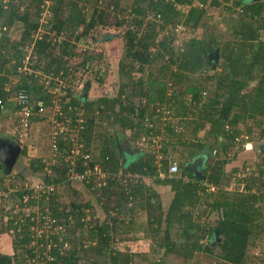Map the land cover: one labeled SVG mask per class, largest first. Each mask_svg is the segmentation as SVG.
I'll return each instance as SVG.
<instances>
[{
  "label": "trees",
  "instance_id": "16d2710c",
  "mask_svg": "<svg viewBox=\"0 0 264 264\" xmlns=\"http://www.w3.org/2000/svg\"><path fill=\"white\" fill-rule=\"evenodd\" d=\"M49 1L51 16L42 19L45 0H0V99L7 109L15 110L10 98L22 89L35 102H44L45 116L51 114L54 107L53 91L46 89L41 77H12L18 74V68L28 56L25 47H32V55L37 57L33 69L44 72L57 86L58 76L63 73L60 78L66 79L72 74L66 66L75 56L76 47L71 41L87 37L97 25L129 23L142 27L148 14H153L155 22L148 21V30L142 36L134 28L127 29L124 55L118 65L121 84L115 97L91 100L82 94L75 95L71 86L56 115L64 125L75 130L79 119L76 114L82 113L83 128L79 133L68 131L61 135L57 153L66 166V157L74 144L71 137L77 135V145L83 144L79 161L89 164L81 166L80 172L99 165L107 174L96 190H92L94 183L85 187L87 191H95L105 216L87 220L86 209H94L92 203L80 199L84 191L79 190L77 184L66 182L65 168L58 164L52 168L54 177L48 179V183L57 185L56 191L38 202L41 208L48 206L49 215L66 227L65 236L52 238L57 244L51 252L55 259L33 261L36 258L32 246L33 223L29 219L22 222L12 214L14 207L3 204L0 205V235L10 236L12 252H0V264H214L215 261L218 264H264V258L257 263V258L248 254L250 246H255L256 239L264 234V169L259 166L258 176L241 179L243 181L238 182L241 192L228 193L221 187V184H230L226 167L233 150L236 146L244 148L252 141L253 129L248 123L252 121L259 126L260 135L264 137V40L261 36L264 0H235L233 7L228 6L227 10H238L241 16L239 25L230 27L233 36L230 40L223 42L216 34L205 32L202 36L189 37L185 43L177 45V50L169 37L158 40L160 31L172 25L174 29L179 27L184 36L187 27L194 32L210 29L208 9L210 5L219 7V0H212L209 5L208 0H134L128 10L132 20L118 14L120 19L117 17L118 21L111 23L106 9H95L88 16L86 6L104 2L108 3L107 8L112 5L118 9L119 0ZM43 26L48 30L39 36ZM80 28L83 31L78 33ZM20 30V37L12 39ZM63 35L67 37L59 45V52H55L61 41L57 38ZM217 49L222 61L216 68L209 56ZM156 63L159 64L156 73L147 70ZM14 79L19 82L16 86H12ZM210 83L214 89L208 90ZM7 86L12 87L10 93L6 92ZM169 86L175 89L173 93L168 92ZM65 100L68 103H64ZM163 108L179 119L177 126L167 123L163 130L155 126L162 120ZM0 115H4V111L0 110ZM39 118L34 122L40 121ZM128 131L134 139L162 133L167 137L162 143L164 157L160 167L166 175L170 174L168 170L173 164L169 159L172 148L180 145L186 150V160L178 162V173L158 181L171 186L175 194L168 208L157 201L150 186L142 183L143 177L159 174L156 153L129 155L128 159H134L123 163L120 141ZM27 153L24 147L22 154L28 157ZM199 154L207 160L205 182L188 169V161ZM86 155L90 157L85 159ZM28 163L36 176L46 174L47 165L43 161L29 158ZM5 173L8 170L0 161V191L17 187L20 190L15 196L22 199V188L28 177L24 179L17 174L11 177ZM8 177L10 182L4 185ZM185 177L190 180L184 181ZM210 186L218 189L208 193ZM35 204L37 202L32 200L31 205ZM213 213L217 215L214 224L202 222ZM6 216L9 221L4 224ZM139 239L146 240L147 251H133L132 245ZM201 254L206 255L207 260Z\"/></svg>",
  "mask_w": 264,
  "mask_h": 264
},
{
  "label": "rangeland",
  "instance_id": "374dc122",
  "mask_svg": "<svg viewBox=\"0 0 264 264\" xmlns=\"http://www.w3.org/2000/svg\"><path fill=\"white\" fill-rule=\"evenodd\" d=\"M134 0H119V6L118 9H115L111 6L107 8L108 3H99L97 5H91L88 4L86 6V14L88 16H91L96 9L97 11L101 10H107L106 12L109 14V22L111 21H118V14L119 16H122L124 19H129L130 21L132 18H129V9H131L132 4ZM212 0H208L207 5L211 3ZM221 5L219 7H213L210 5L208 9V24L210 26V29H200L198 32H194L190 27L186 28L185 35L181 34L179 31L174 29V26L170 25L166 27L164 30L162 29L160 31V34L158 35V40L160 41L163 37H169V39L172 40L171 45L177 50V45L181 43H185L186 40L189 39V37H193L196 35H201L205 32H210L212 34H216L217 37L222 39V41L230 40L233 36L230 33V27H233L236 25H239L240 21L239 18L241 17L239 15L238 10H234L233 12H230L227 10L228 6L233 7V3H235V0H219ZM197 4V3H196ZM85 4H82L83 6ZM198 5V4H197ZM51 6V1L45 0V6L42 7L41 10V16L43 18H49L51 15L49 14ZM189 10V7L187 8ZM187 10V11H188ZM47 13V14H46ZM108 14L104 15V19L107 21ZM118 17V18H117ZM120 19V18H119ZM47 19H44V23H46ZM153 21L154 16L153 14H148V17L146 18L145 25L142 27L135 26L133 24H124L123 26H116L112 24H103V25H97L95 28H93L87 37H83L80 41L75 42L74 40L71 41V44L75 45V56L71 59H69L66 62V66L69 67L72 74H69L66 79L63 80V78L55 79V81L58 83L57 86L52 84L51 77H48V81L45 82L44 75L42 71L40 70H34L33 67L31 69L34 70V72L30 73L28 71L24 72H18L17 75H13V78H26V77H41V81L45 84V86H48L49 91H53L54 96V107L52 108L51 114L48 116H44L39 118L40 121H35L31 129L28 131L29 138L24 139V143L27 146L28 153L27 155L31 156L32 159L35 160H41L43 163H46L50 161V158L52 157V144H51V137L52 133L54 131H58L61 126L63 127L61 121L57 119L58 114L61 111V102L63 100V97H66L67 95V86L69 85V80L74 81L71 82L70 86H73V90H75V95L81 96L82 89H84V84L86 82H90V88L88 90L87 96L89 99H97L102 96H107L110 98L115 97L118 94L119 88H120V78L118 73L119 68V61L124 55V45L125 43V33L128 28H134L135 30L139 31V36H142L145 32L148 30V21ZM155 22V21H153ZM158 24H161L160 20L156 21ZM48 28L42 27V31L40 32V35H43L46 33ZM83 31V29H79L78 33ZM14 33V32H13ZM21 30L18 34H13L11 36L12 39H17L20 37ZM180 33V34H179ZM12 34V33H11ZM261 36L264 40V31L261 32ZM51 37L54 38L53 41H56L55 33L51 34ZM67 37V35H63L62 38L59 37L57 40H61L56 48L55 52H59L60 47L59 45L64 41V38ZM221 50V48H220ZM154 51V49H152ZM26 55H30L31 59L30 62L34 65H36V59L37 57L32 55V47L26 49L25 51ZM213 55V53L211 54ZM221 59L219 58L218 62L216 63L215 67L221 66ZM14 63V59L12 61ZM159 62H162L160 60ZM165 62V61H164ZM163 62V63H164ZM85 64V66H84ZM157 66H159L158 63L155 64V66L150 67L151 69L147 68V70H153L155 73L157 72ZM140 74L138 73L137 76ZM55 77V76H54ZM53 78V76H52ZM55 86V87H54ZM254 86V85H253ZM64 87H66V92H64ZM208 90L214 89L213 83H210L207 85ZM175 89L172 86H169V93H173ZM178 94V93H177ZM83 95V94H82ZM64 103H68V100L63 101ZM162 112V120L157 123V127H160V129H164L167 123L175 124L177 126V123L179 122V119H175L172 117L171 113H168L165 108H163ZM57 115V116H56ZM79 116V119H81V111H78L77 114ZM3 115H0L2 117ZM9 124L12 125V130H10V126L7 129V133H12L11 136H14L16 133V129L13 125H17L19 123L18 118L16 117L15 113L12 111V113L9 115ZM7 118V119H8ZM77 120V121H78ZM2 120L0 119V123ZM57 122V124H56ZM78 124V122H77ZM59 125V126H58ZM248 125L253 129V133L251 134V140L249 143H246L244 148L241 146H236V148L231 153V156L229 157L231 159L230 163L227 165V176L230 177V184H221V187H223L222 190L227 191L228 193L233 192H241L242 187L239 186L238 182L243 181L241 179L246 180L247 178L256 177L259 175V169H264V137L260 135V128L259 126H256L253 124L252 121L248 123ZM181 127L180 125H178ZM118 129V127H116ZM2 131V123L0 124V132ZM3 132V131H2ZM118 132L121 134V131L118 130ZM123 135V134H121ZM1 136V135H0ZM4 136V135H3ZM248 138L247 136H245ZM131 138V139H130ZM154 138V137H152ZM152 138L145 137L143 140H136L133 138L132 133L130 131L126 132V136L121 141L129 140L132 142V144L136 147H142L146 148L145 146L152 143ZM13 137L11 138V140ZM3 141V140H2ZM120 141V142H121ZM125 141L123 142L125 145ZM121 142V143H122ZM128 142V141H127ZM137 143V144H136ZM255 145H262L263 150L261 155L259 156L256 149H254ZM22 146V145H21ZM126 146V145H125ZM23 148V146H22ZM253 149V150H252ZM33 153V154H32ZM131 153H128L127 156L130 157ZM61 155L58 153V161H56L59 165H61L62 168H65V165L63 166L62 161H60ZM210 163L212 161H209ZM260 163V164H259ZM29 164L28 161H26V165ZM260 166V168H259ZM18 165H16L13 168V175H20L19 173L22 172L21 170H18ZM25 169H28V166ZM8 174V173H7ZM5 173V175H7ZM40 176H33L28 178L29 183L34 182H41L46 179V174L40 173ZM11 177H13L11 174H9ZM8 175V176H9ZM24 175V174H23ZM5 184H8L10 182V178L8 177L5 181ZM245 183V182H244ZM227 186V187H226ZM82 189V188H81ZM84 189V188H83ZM218 189L215 187V190ZM85 191V189H84ZM63 192V190H62ZM80 199L83 202H91L94 209H89L87 211V220L91 221L93 219H96L97 216L103 218L105 216L104 212L100 215V211H102V206L97 201L98 197L95 194V191L88 190L85 191L83 195H81ZM8 205H10L15 199H13L12 196L8 198L7 200H3ZM1 205V204H0ZM217 215L216 213H213V215L204 217L203 221L204 223L211 221L212 224H214L215 219ZM9 221L6 217L4 218V224L5 222ZM1 226V225H0ZM10 236L8 234H4L3 236L0 235V251L3 252H12V250L9 248L11 247V241ZM220 239V238H219ZM257 242H255V246H250L248 254L254 256L257 258V263H261L262 259L264 258V234L263 236L258 239H256ZM216 246L215 244H212ZM133 251L135 252H144L148 250V246H146V240L139 239L136 245H132ZM204 255V254H201ZM207 256L204 255L203 259L207 260ZM218 264V262L215 261L214 264ZM146 264V263H145ZM166 264H171V262H167ZM176 264H179V262H176Z\"/></svg>",
  "mask_w": 264,
  "mask_h": 264
},
{
  "label": "built area",
  "instance_id": "2783aa9c",
  "mask_svg": "<svg viewBox=\"0 0 264 264\" xmlns=\"http://www.w3.org/2000/svg\"><path fill=\"white\" fill-rule=\"evenodd\" d=\"M4 2H7L8 0H3ZM47 14V13H46ZM176 30L179 31L180 28L176 27ZM30 55H28L24 61L23 66L19 67L20 72L28 71L30 73L34 72L31 67H33V64L30 62ZM44 80L45 82L48 81V76H46L44 73ZM64 80V79H63ZM69 85L67 86V89L71 87V82L69 80ZM12 86H16L19 84L18 80L15 79L12 82ZM47 83V82H46ZM73 83V82H72ZM48 90V86H45ZM66 90V87H64V92ZM12 91L11 86L6 87V92L10 93ZM10 101L14 102V108L12 111L15 113L16 117L18 118L19 123L17 124V129L15 133V137L18 139L19 143H24V139L29 138L28 131L31 129L32 124L34 123V119L36 117H43L45 116V105L44 102H35L32 98V96L24 89H22L20 92L16 93L12 98H10ZM7 108L5 106V103L2 99H0V110L5 111ZM82 116V113H81ZM69 122V120H68ZM83 122L84 119L81 117L80 120H78V124L76 125L75 130L70 128V125H63L61 128L58 129V131H54L52 133L51 137V144H52V157L50 158V161L47 162V168H46V179L41 182H34L29 183L28 181L24 184L22 191H24V195L22 199H18L16 195V192L19 191L17 187L10 189L7 192L0 191V204L5 206H8L6 202L3 200H7L10 198V196L16 197L15 201H13L10 205L14 207L12 209V214L18 216L21 218L22 222H25L26 219H29L33 225H31V232H32V246L35 247V253L36 258L33 259V261H48V260H54V255L51 254L52 249L57 246L56 243L52 242V238L55 235L58 236H65L67 234L66 227L62 224H59L56 218H53L49 215V209L48 206H44V208H41L38 205V202L42 198H48V195L51 193H54L57 189V185L53 183H48V179L54 177V172L52 171V168L57 166L58 163V147L57 142L59 140V137L61 135H64L68 131H72L75 133H79V130L83 128ZM63 123V122H62ZM57 124V122H56ZM79 125V126H78ZM59 126V125H58ZM71 140L73 141V148L71 150V153L67 155L66 157V166H65V175H66V182L74 183V184H83L88 185L91 183H94L92 190H96L95 187L99 184V178L104 179L107 177V174L104 173L99 166H95L94 169L87 168L80 172L79 168L81 166L87 167L89 164L87 161H79L80 158L79 155L81 154L80 149L83 147V144L77 145V135H74L71 137ZM156 145L159 144L158 139L155 138L153 141ZM90 156L86 155L85 159H88ZM179 171L178 164L173 163L169 168L170 174H176ZM97 183V184H95ZM215 190V187H212V191ZM34 200L37 202L34 206L31 205V201ZM7 219H9L8 216H6ZM68 247V244L65 245V248ZM64 248V247H63ZM43 250L41 253L40 251ZM60 252L63 253L64 249H60Z\"/></svg>",
  "mask_w": 264,
  "mask_h": 264
},
{
  "label": "crops",
  "instance_id": "0c3cea01",
  "mask_svg": "<svg viewBox=\"0 0 264 264\" xmlns=\"http://www.w3.org/2000/svg\"><path fill=\"white\" fill-rule=\"evenodd\" d=\"M15 80V79H14ZM12 113V109L11 110H8V109H6L5 111H4V115L2 116V117H0V119L2 120V131L0 132V141H2L3 140V142L4 143H7V144H9V145H15V144H20V145H22L23 146V148L24 147H27L25 144H23V143H19V141H18V139L15 137V136H11L12 135V133H10V134H8L7 133V129L9 128V126H10V130H12V125H10L9 124V118L8 117H10L9 115ZM8 118V119H7ZM0 123V124H1ZM14 126V128L15 129H17V125H13ZM4 135V136H3ZM13 137V139L11 140V138ZM145 137H147V136H144V137H142L141 139H136V140H143V138H145ZM152 137H154V138H152ZM152 138V143L151 144H148V145H146L145 147L146 148H142V147H136V146H134L133 144H132V142H130L129 140H127L128 142H129V144H130V150H131V155L132 156H134L135 154L136 155H140V154H142V153H144V152H147V151H149V152H152V153H156L155 154V157H156V163H157V165H158V171H159V174H158V176H155V175H153V177H143L142 178V183L144 184H146V185H148V186H150L151 187V190L155 193V195H156V197H157V201H161V203L163 204V206H164V208H168V206L170 205V203L172 202V200H173V198H174V192H173V190H172V188H171V186H168V185H163V184H159L158 183V181L159 180H164L165 178H166V176H169V177H172L173 175H171V174H169V175H166L167 173H165V172H163L162 170H161V162H162V159H163V157H164V155H163V152H162V143L164 142V141H167V137L166 136H164L163 135V133L162 134H160V135H157V136H151L150 137V139ZM155 138H157L158 139V142H159V144L158 145H156L153 141H154V139ZM7 141V142H6ZM126 141V142H127ZM137 144V143H136ZM246 146H247V144H246ZM23 151V150H22ZM33 154V153H32ZM128 153H126V155H127ZM202 155V154H201ZM29 158H31V156L29 155L28 156ZM27 156H25V155H23V154H21V158H19V160H18V163L16 164V165H18L19 167H18V170H21L22 172H20V175L22 176V178H24V177H28V178H30V177H33V176H36L35 174H33L32 172H31V169H30V167H29V164H27L26 165V161H29V158H28ZM200 157V154L199 155H196V156H194L193 158H192V160H190V161H188V163H191V162H193L196 158H199ZM134 159V157L132 158V159H128V156H127V162H130V161H132ZM169 159H170V163H177L178 165H179V161H182V162H184L185 160H186V150L184 151V149H183V147H181L180 145H177L176 147H174V148H172V152H170L169 153ZM206 160V159H205ZM126 162V163H127ZM172 165V164H171ZM170 165V166H171ZM24 166H28V169L26 170L25 168L26 167H24ZM97 166H99V165H97ZM100 167V166H99ZM101 169V168H100ZM168 172H169V170H168ZM203 172H204V177L205 178H203L202 179V182H205V180L207 179L206 177V169L204 170L203 169ZM105 173V172H104ZM24 174V175H23ZM111 174V173H110ZM193 174V173H192ZM41 174L40 173H37V176H40ZM112 176H115L114 174H111ZM194 175V174H193ZM127 176H129V175H127ZM195 176V175H194ZM116 177H118V176H116ZM121 176H119V178H120ZM135 177V176H134ZM196 177V176H195ZM99 178V181H102V179L100 178V177H98ZM25 179V178H24ZM190 179L188 178V177H185L184 178V181H189ZM77 188H79V190H83L84 191V189H85V191H87L86 190V186L85 185H83V184H77ZM211 188L209 189V191H208V193H211V192H213L212 191V187L213 186H210ZM82 188V189H81ZM84 188V189H83ZM84 191V192H85ZM83 192V193H84ZM151 195V194H150ZM155 199H153V201H154ZM103 210L102 211H100V215L101 214H103ZM142 211H139V218H142ZM3 236V235H2ZM8 240H10V239H8ZM0 252H2V253H6V252H3V251H0Z\"/></svg>",
  "mask_w": 264,
  "mask_h": 264
},
{
  "label": "water",
  "instance_id": "95a60500",
  "mask_svg": "<svg viewBox=\"0 0 264 264\" xmlns=\"http://www.w3.org/2000/svg\"><path fill=\"white\" fill-rule=\"evenodd\" d=\"M219 58L220 57H219V50L218 49L213 53V55L209 56V60L210 61L214 60L213 67H215V65L218 62ZM89 88H90V82H86L84 84V89H82V91H81L82 92L81 94L86 96L88 94ZM121 142H120L121 158L123 160V163H126V160H127L126 153H129V150L131 148H130L129 142L125 141V145H126L125 147L126 148H124V143L123 142L121 143ZM254 148L256 149L258 155L260 156L261 153H262V150H263V146L262 145H255ZM22 150H23V148H22V146L20 144L9 145V144L5 143L1 147V150H0V161L3 163L5 168H7L8 174L13 171V168L15 167V165L18 162V159H19V157H20V155L22 153ZM202 161H204V160L200 156L199 158H196L193 162L188 164V169L196 177H198L200 179L205 178L204 176H201L203 174V169H202V164H201ZM13 199H16V197L13 196Z\"/></svg>",
  "mask_w": 264,
  "mask_h": 264
},
{
  "label": "flooded vegetation",
  "instance_id": "af4514ba",
  "mask_svg": "<svg viewBox=\"0 0 264 264\" xmlns=\"http://www.w3.org/2000/svg\"><path fill=\"white\" fill-rule=\"evenodd\" d=\"M87 96V95H86ZM86 96H84V97H86ZM7 142V141H6ZM3 144H5L4 142H2V141H0V150H1V147L3 146ZM122 148V147H121ZM124 148H126L125 147V145H124ZM129 153H132L130 150H129ZM22 154V153H21ZM202 158H203V160L204 161H202V169H206V167H207V160H205V158H204V155H200ZM19 158H21V155H20V157ZM19 160V159H18ZM18 163V162H17ZM189 164V163H188ZM16 166V165H15ZM13 173V171L11 172V173H9V174H12ZM204 175V172H203V174L201 175V176H203Z\"/></svg>",
  "mask_w": 264,
  "mask_h": 264
},
{
  "label": "clouds",
  "instance_id": "9594fccd",
  "mask_svg": "<svg viewBox=\"0 0 264 264\" xmlns=\"http://www.w3.org/2000/svg\"><path fill=\"white\" fill-rule=\"evenodd\" d=\"M8 110H10V109H8Z\"/></svg>",
  "mask_w": 264,
  "mask_h": 264
}]
</instances>
